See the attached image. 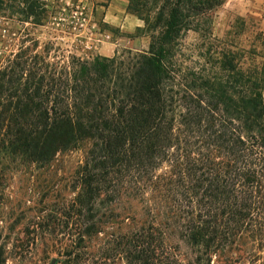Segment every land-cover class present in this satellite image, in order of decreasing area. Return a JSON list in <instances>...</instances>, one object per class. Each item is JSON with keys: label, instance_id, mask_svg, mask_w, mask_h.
<instances>
[{"label": "trees", "instance_id": "trees-1", "mask_svg": "<svg viewBox=\"0 0 264 264\" xmlns=\"http://www.w3.org/2000/svg\"><path fill=\"white\" fill-rule=\"evenodd\" d=\"M127 2L147 51L52 61L35 43L2 63L0 187L11 166L45 169L82 154L62 264H107L92 252L99 243H115L126 264H179L163 226L179 231L194 264L217 254L264 264V35L251 32L242 48L249 23L238 17L216 37L223 0ZM22 6L25 22L43 25L45 1ZM190 34L199 59L185 67Z\"/></svg>", "mask_w": 264, "mask_h": 264}, {"label": "rangeland", "instance_id": "rangeland-1", "mask_svg": "<svg viewBox=\"0 0 264 264\" xmlns=\"http://www.w3.org/2000/svg\"><path fill=\"white\" fill-rule=\"evenodd\" d=\"M43 1L47 3V15L43 25H37L31 20L25 22L22 0H5L8 9L0 13V66L5 59L19 53L22 46L34 47L35 43L38 44L37 53L51 51L52 61L69 56L83 59L105 56L101 52L106 41L117 44L115 52H106L110 55L106 57L149 49V46L146 50L136 49L118 31L104 26L101 6H107L109 0H75L69 5L61 0ZM223 1L216 11L214 35L222 38L234 19L244 18L249 29L243 32L238 43L249 50L253 41L251 32L259 31L264 35V0ZM107 34L111 38H107ZM146 38L150 43L149 37ZM195 43L196 36L190 34L186 39L187 48ZM197 59L190 48L186 49L182 61L185 67H194ZM82 159L81 153H71L61 156L49 168L11 166L7 169L6 181L0 187V246L7 251V264H62L64 258L60 252L74 239L75 227L65 213L75 195L72 177ZM122 208L132 209L138 213V218L144 219L139 214L142 209L139 205L126 203ZM163 233L167 247L177 255L179 264H192L194 250L181 238L179 231L163 226ZM118 250L115 243H99L92 252H105L107 264H126L117 256ZM237 255L235 253L234 257ZM225 258L217 254L211 264H227Z\"/></svg>", "mask_w": 264, "mask_h": 264}, {"label": "crops", "instance_id": "crops-1", "mask_svg": "<svg viewBox=\"0 0 264 264\" xmlns=\"http://www.w3.org/2000/svg\"><path fill=\"white\" fill-rule=\"evenodd\" d=\"M61 1L69 5L75 0ZM82 1L83 0H80L79 2ZM101 8L103 9L102 23L105 27L118 31L123 39L132 42L136 49L141 48V50H146L148 48L149 43L146 36L138 34V30L144 27V22L128 12L127 0H109L108 5L101 6ZM106 37L111 38L110 34H107ZM111 42L112 41H106V47H104L101 54L110 56L106 52H115L117 44Z\"/></svg>", "mask_w": 264, "mask_h": 264}]
</instances>
